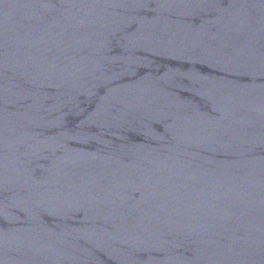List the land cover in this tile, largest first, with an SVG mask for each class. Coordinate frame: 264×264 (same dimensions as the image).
Here are the masks:
<instances>
[{
    "label": "water",
    "instance_id": "water-1",
    "mask_svg": "<svg viewBox=\"0 0 264 264\" xmlns=\"http://www.w3.org/2000/svg\"><path fill=\"white\" fill-rule=\"evenodd\" d=\"M0 264H264V0H0Z\"/></svg>",
    "mask_w": 264,
    "mask_h": 264
}]
</instances>
